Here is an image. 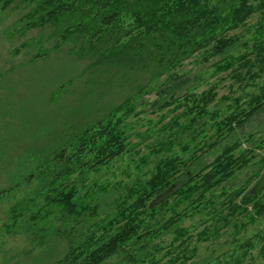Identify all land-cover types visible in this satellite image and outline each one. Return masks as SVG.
<instances>
[{
  "label": "trees",
  "instance_id": "obj_1",
  "mask_svg": "<svg viewBox=\"0 0 264 264\" xmlns=\"http://www.w3.org/2000/svg\"><path fill=\"white\" fill-rule=\"evenodd\" d=\"M16 2L33 6L25 15L29 28L52 27L55 48L71 43L72 52L93 58L91 65L149 69L157 77L166 76L158 90L159 107L173 105L178 110L190 104L168 126L180 138L170 135L150 146L149 157L143 160L145 164L155 158L151 175L128 188L122 198L116 197V207L105 218L96 219L101 207L95 203L91 190L95 185L89 176L131 150L124 121L135 113L134 98L128 97L46 156L31 155L20 163L17 175L22 179L15 176L0 191V200L22 186L32 189L35 203L28 220L37 228L34 241L44 248L55 236L67 240L65 254L54 264H193L197 248L189 247L190 228L182 227L183 221L199 216L203 239L218 240L230 228L237 239L247 227L239 215L251 223L264 216V175L259 177L258 172L256 183L249 188L246 184L253 177L244 185L232 184L250 164L253 156L248 153L252 151H241L239 138L223 143L264 106V85L261 93L249 99L243 95L232 98L225 110L221 103L211 107L217 97L215 84L199 94L188 88L180 96L174 91L165 94L163 89L167 84L185 82L187 75L176 70L197 54L202 64L220 56L212 64L217 74L229 72L239 77L246 68L255 82L264 73V25L260 22L259 29L244 42L229 33L245 26L253 15L264 13V0H0V8L6 10ZM239 46L246 50L237 56L230 54ZM48 53L43 48L33 59ZM259 63L261 72H253ZM209 130L215 141L192 146ZM184 135L187 138L182 139ZM176 145H180V153ZM212 149L213 159L200 166L199 160ZM180 177L186 179L176 185ZM219 189L223 190L218 195ZM22 205L23 199H19L11 207L14 221L5 225L10 233L19 225L18 218L26 216L20 211ZM84 228L87 231L82 233ZM166 234L173 236L168 245L162 242ZM250 242L241 253L227 254L223 264H245L246 249L253 245ZM162 251L164 255H160ZM166 255L170 258L165 261ZM259 256L264 264V242Z\"/></svg>",
  "mask_w": 264,
  "mask_h": 264
},
{
  "label": "rangeland",
  "instance_id": "obj_2",
  "mask_svg": "<svg viewBox=\"0 0 264 264\" xmlns=\"http://www.w3.org/2000/svg\"><path fill=\"white\" fill-rule=\"evenodd\" d=\"M32 7L28 3L16 2L6 10L0 8V191L9 187L15 181V176L22 179L23 176L17 175V171L20 163L29 156H46L58 144L65 143L75 133L98 121L131 97L134 98L135 113L125 117L124 121L131 150L109 167L89 176L95 185L91 188L95 193V203L101 207L96 219L105 218L116 207V197L120 195L122 198L128 188L151 175L155 158L149 159L145 164L143 160L144 157H149L150 146L161 139L167 140L170 135V138H180L176 137V133H171L173 130L168 126L172 123L171 119L185 113L190 104L178 110L173 105L163 109L159 107L160 103L157 104V101L161 96L158 90L166 76L157 77L149 69L91 65L93 58L72 52L71 43L55 48L56 42L50 37L53 31L51 26H27L25 15ZM260 22L264 25V13L253 15L245 26L231 31L229 35L240 36L242 42L248 41L259 29ZM43 48L50 53L33 59L37 51ZM245 50L246 48L239 46L230 54L237 56ZM200 57L197 54L184 61L176 71L179 75H187L185 82L164 85L165 94L174 91L180 96L188 88L199 94L215 84L217 97L211 107L215 108L221 103L225 110L232 105V98L243 95L249 99V96L263 91L264 73L255 82L249 78L246 68L238 74L239 77L229 72L217 74L212 64L220 56L205 64L199 63ZM260 68L259 63V66L253 68V72H261ZM141 87L144 88L139 92ZM225 97H229V100L224 99ZM182 101H185L183 97ZM212 134L213 130H209L206 136H198L192 146L215 141V137L211 138ZM181 138L187 137L184 135ZM238 138L241 141V151L251 150L252 153L249 152L248 155L253 158L238 173L232 184L241 186L248 178L253 177L252 182L246 184L249 188L256 183L258 172L259 177L264 175V106L238 127L234 134L227 136L223 143L227 144ZM175 149L180 153V145H176ZM211 151L213 149L209 152ZM213 153L203 156L199 160L200 166L211 161L215 155ZM184 179L186 177H180L176 185H180ZM102 188L105 190L101 193ZM31 190L22 186L13 192V196L0 200V264H54L68 248L67 240L59 236L53 237L48 245L46 242L44 248L34 241V231L37 228L34 221L28 220V211H31L35 203L31 200L34 197ZM222 190H218V195ZM100 194L104 195L101 197ZM41 198L37 197V200ZM19 199H23L20 211L26 213L28 218L20 216L19 225L10 233L5 225L13 224L11 207ZM238 217L247 221V227L235 236L237 239L232 236V228L218 240L201 238L199 233L203 224L199 216L181 223L182 227L190 228L189 247L197 248L193 264H223L228 259L227 254L241 253L248 240L253 245L246 249L248 253L244 263L261 264L259 250L264 242V216L254 223L248 222L244 216ZM162 239L163 244L168 245L173 236L166 234ZM179 242L176 241V244ZM160 255H164V251ZM40 257L39 262L34 261ZM168 258L170 256H164L165 261Z\"/></svg>",
  "mask_w": 264,
  "mask_h": 264
}]
</instances>
